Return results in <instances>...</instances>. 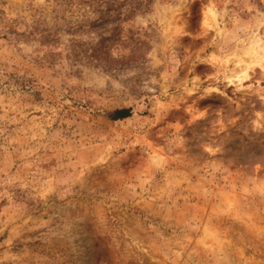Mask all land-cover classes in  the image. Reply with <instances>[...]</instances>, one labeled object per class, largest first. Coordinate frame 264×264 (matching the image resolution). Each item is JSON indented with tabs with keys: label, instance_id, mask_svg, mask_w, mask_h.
Masks as SVG:
<instances>
[{
	"label": "rangeland",
	"instance_id": "1",
	"mask_svg": "<svg viewBox=\"0 0 264 264\" xmlns=\"http://www.w3.org/2000/svg\"><path fill=\"white\" fill-rule=\"evenodd\" d=\"M0 264H264V0H0Z\"/></svg>",
	"mask_w": 264,
	"mask_h": 264
},
{
	"label": "trees",
	"instance_id": "2",
	"mask_svg": "<svg viewBox=\"0 0 264 264\" xmlns=\"http://www.w3.org/2000/svg\"><path fill=\"white\" fill-rule=\"evenodd\" d=\"M114 30H117L116 28ZM96 54L97 56H100L101 58H105V60L109 63V65L111 66V63H112V59H108L106 56H109V52L106 51L104 49L103 46H101V48H97L96 50ZM136 50H134L135 52ZM104 53V54H103ZM135 56V55H134ZM138 56V55H137ZM131 112H132V109L131 108H127V109H122V110H119L117 112V117H125V116H129L131 115Z\"/></svg>",
	"mask_w": 264,
	"mask_h": 264
}]
</instances>
